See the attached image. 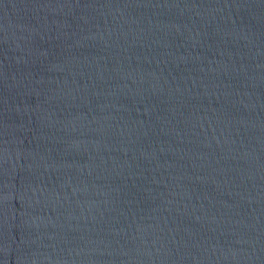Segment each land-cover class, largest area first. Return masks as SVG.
<instances>
[{"label": "water", "instance_id": "1", "mask_svg": "<svg viewBox=\"0 0 264 264\" xmlns=\"http://www.w3.org/2000/svg\"><path fill=\"white\" fill-rule=\"evenodd\" d=\"M0 264H264V0H0Z\"/></svg>", "mask_w": 264, "mask_h": 264}]
</instances>
